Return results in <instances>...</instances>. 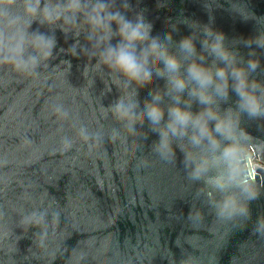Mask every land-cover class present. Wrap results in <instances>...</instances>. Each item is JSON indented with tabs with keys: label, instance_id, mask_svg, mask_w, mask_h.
Wrapping results in <instances>:
<instances>
[{
	"label": "water",
	"instance_id": "water-1",
	"mask_svg": "<svg viewBox=\"0 0 264 264\" xmlns=\"http://www.w3.org/2000/svg\"><path fill=\"white\" fill-rule=\"evenodd\" d=\"M130 3L129 18L142 11L153 36L163 40L171 32L173 53L192 33L200 52L206 24L223 32L238 66L259 60L249 79L264 84V49L245 46L264 31V0ZM116 7L124 11L121 0ZM192 22L196 26H187ZM38 27L56 39L45 65L24 72L0 64V264H264V233L256 230L264 218V118L240 115V128L249 135L239 139L250 141L242 146L243 168L235 174L221 137L219 147L207 141L193 146L189 129V135L171 138V153H162L159 133L147 120L135 126L136 135H128L108 110L122 92L106 67L92 68L103 46L95 47L87 27L65 33L60 25L32 24ZM205 56V66L211 65L214 57ZM217 66L224 65L217 61ZM152 79L138 89L137 111L150 101V91L165 90V79L155 74ZM231 84L230 79L228 100L219 102L221 113L237 108ZM182 99L190 97L185 93ZM172 103L163 97L162 126ZM204 107L193 101L191 111ZM65 139L72 142L70 149ZM201 161L206 165L197 177ZM217 178L226 182L222 189ZM248 183L254 185V199L244 190ZM229 194L246 213H220Z\"/></svg>",
	"mask_w": 264,
	"mask_h": 264
},
{
	"label": "clouds",
	"instance_id": "clouds-1",
	"mask_svg": "<svg viewBox=\"0 0 264 264\" xmlns=\"http://www.w3.org/2000/svg\"><path fill=\"white\" fill-rule=\"evenodd\" d=\"M163 6L158 4V7ZM17 7L19 13L14 11ZM121 7L124 11L116 7V0H0V64H10L16 71L35 72L51 59L56 46L55 36L41 32L39 27L32 29L33 23L60 25V30L65 33L86 26L88 38L96 41L95 47L103 46L92 68L106 67L109 73L114 74L112 84L122 92L108 110L128 135H136L135 126L139 124L143 127L147 120L152 130L159 133L157 148L162 153H171V138H183L189 135V129L193 146L207 141L219 147L221 140L217 137H221L225 142L223 156L235 174L243 168L242 146L250 141L239 139L241 134L249 135L240 128V115L246 114L252 119L264 118V84L249 79L250 73L259 67V60L248 59L246 67L238 66V55L225 45L224 33L208 24L204 25L200 38V52L196 48L197 36L192 33L180 39L177 52L173 53L169 47L170 31L163 40L159 35L153 36V25L142 11L136 12L133 18L127 15L132 9L130 0H121ZM196 24L192 22L187 26L191 28ZM173 30L178 31V27L173 26ZM114 37L119 38L115 44L112 43ZM253 43L264 49V31L248 39L245 46L251 48ZM205 53L214 57L209 66L204 63L207 60ZM249 55L254 56L255 52ZM217 61L224 66H217ZM153 74L165 79V90L157 88L150 91V101H145L143 110L137 111L140 106L138 89L152 84ZM230 79L232 91L239 97L237 108H228L221 113L219 102H226L229 98ZM185 93L190 97L187 101L182 99ZM165 95L173 103L167 108L168 119L162 126L165 111L161 103ZM193 101L205 107L193 113ZM56 111L62 112V108L58 106ZM63 115L68 113L65 111ZM79 134L85 141L89 140L83 130ZM111 140L114 142L116 136L113 135ZM65 144L69 149L72 147V142L67 139ZM188 155L193 160L197 159V154L191 150ZM205 165L206 161L197 164V177ZM241 174H245L244 169ZM215 183L222 189L226 182L217 178ZM244 190L249 193V199L255 198L253 184L248 183ZM219 211L232 215L246 213L247 208L238 206L234 195L229 194ZM42 220L43 216L34 223L39 225ZM256 230L264 233V218L259 221Z\"/></svg>",
	"mask_w": 264,
	"mask_h": 264
}]
</instances>
